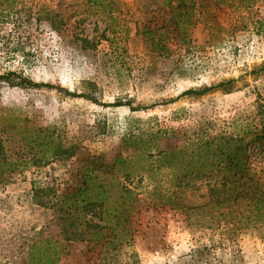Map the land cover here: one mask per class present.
Returning a JSON list of instances; mask_svg holds the SVG:
<instances>
[{"label":"rangeland","instance_id":"374dc122","mask_svg":"<svg viewBox=\"0 0 264 264\" xmlns=\"http://www.w3.org/2000/svg\"><path fill=\"white\" fill-rule=\"evenodd\" d=\"M112 1L116 10L110 17L84 0H20L26 8L20 25L0 22V75L13 72L53 87L33 89L19 85L14 76L1 79L3 125L9 127L8 120L15 119L16 127L49 128L58 136L59 150L69 148L72 156L13 172L0 184V264H23L31 242L58 237L51 210L39 206L31 185L50 186L58 193L78 181L90 158L109 162L131 154L120 146L127 130L187 126L214 135L230 132L233 121H264V0H254L248 10L217 11L213 25L198 23L190 47L179 51L172 46L170 58L152 54L135 33V0ZM32 6L60 17L58 31L43 17L26 19ZM82 36L95 47L82 49ZM12 46L21 51L2 49ZM218 83L225 84L202 95L179 96ZM64 91L90 99L65 96ZM126 101L143 109L130 112L127 106L107 105ZM177 108L185 114L171 121L169 113ZM15 131L3 129V136L15 141ZM16 144L3 154L18 156ZM160 179L122 181L138 194L129 239L116 235L112 244L110 235L94 242L61 240L66 247L58 264H264V225L241 230L232 243L223 241L205 253L204 246L220 239L218 230L203 227L202 221L189 224L180 210L163 203L156 195L163 196L167 179ZM204 195L203 188L187 191L183 205H199Z\"/></svg>","mask_w":264,"mask_h":264},{"label":"trees","instance_id":"16d2710c","mask_svg":"<svg viewBox=\"0 0 264 264\" xmlns=\"http://www.w3.org/2000/svg\"><path fill=\"white\" fill-rule=\"evenodd\" d=\"M84 2L94 11L110 17L116 10L112 0ZM253 3L254 0H135L139 21L134 29L152 54L170 58L172 46L179 51L190 47L191 32L198 23L213 25L217 11L223 8L233 12L248 10ZM25 9L20 0H0V22L11 20L13 25H20ZM42 12L32 6L26 19L43 17L49 28L57 32L60 17L49 16L45 9ZM78 41L82 49L94 48L96 44L86 36L78 37ZM2 49L9 54L21 51L16 46ZM11 76L18 78L21 86L53 89L49 84L33 83L13 72L0 75V80ZM225 83L185 90L179 96L202 95ZM64 94L90 99L82 94L75 96L66 91ZM107 105L127 106L130 112L143 109L131 107L127 101ZM184 114L183 108H177L169 113V119L178 121ZM12 120L15 119L8 120L12 124L5 127L4 116H0V184L7 183L13 172L72 157L69 148L59 150L58 136L51 129L16 127ZM10 128L16 130L15 141L3 136V129ZM199 131L196 127L157 125L136 128V131L129 129L121 138L120 146L131 154L114 156L109 162L90 158L89 163L81 166L78 181L58 193L50 186L32 184L33 198L38 199L39 206L52 212L59 240L58 237H38L26 247L23 264H58L66 247L61 240L94 242L110 235L112 244L116 235L129 239V220L136 210L138 194L134 187L123 182H141L152 176L161 177L162 182L167 179L163 196L156 195L163 203L180 210L189 224L202 221L203 227L218 230L220 239L215 245L204 246L205 253L223 241L232 243L241 230L255 224L264 225V121L256 125L233 121L230 132L214 135ZM13 142L17 143L14 149L18 156L4 155V149L8 150ZM198 188L205 191L204 201L199 205H183L185 193Z\"/></svg>","mask_w":264,"mask_h":264}]
</instances>
